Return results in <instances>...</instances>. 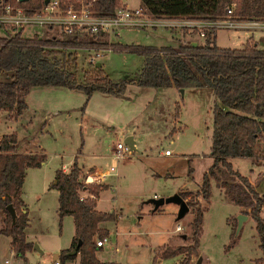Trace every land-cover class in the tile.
I'll return each instance as SVG.
<instances>
[{
	"label": "rangeland",
	"instance_id": "rangeland-1",
	"mask_svg": "<svg viewBox=\"0 0 264 264\" xmlns=\"http://www.w3.org/2000/svg\"><path fill=\"white\" fill-rule=\"evenodd\" d=\"M127 4L134 9L140 6V1L128 0ZM230 22H236L238 27L218 28L217 47L243 49L252 46L255 41L258 49H264V27L258 26L264 21L259 24ZM171 30L176 31L175 40L170 37ZM182 30L183 27L125 28L119 30V37L111 35L110 42L177 49L179 40L183 39ZM13 33L6 27H0V37L12 36ZM62 34L53 26H45L44 29L27 27L23 29L22 36L62 39ZM199 37L187 36L183 41H195ZM97 52L66 49L64 55L57 56L64 68L74 72L80 80L90 61L100 63L113 81L135 76L143 67L144 57L134 52L113 49ZM59 88L33 87L28 100L41 111L34 113L31 122H28L30 117L27 113L17 120L0 114V135L17 131L18 151L30 149L46 154L45 162L33 167L24 183L25 202L30 214L35 217L31 216L32 221L36 222L30 237L37 249L27 252L24 259L11 249V238L0 234V264H54V254L69 246L73 231L71 225L65 224L61 230L57 216L42 213L44 207L52 211V202H57L55 196L50 198L53 191L42 192L55 182V170L66 164V172L69 171L75 158L84 166L94 165L103 171L93 173L92 167L86 168L87 173L82 170L83 183L90 182L88 177L101 180L97 178H102L105 170L112 166L115 168L114 172L105 176L104 181L109 186L100 192L97 200L101 210L108 213L114 211L119 215L118 218L113 215V219L104 223L110 235L108 243L99 253L106 264H175L171 257L160 258L158 253L166 249L163 245L169 248L170 245L183 243L178 246L185 250L192 243L191 239L187 240L185 236L184 240L182 236L186 232L190 238L196 209L203 212L197 235L199 264H264L258 261L263 253L259 248L255 222H246L236 233L237 207L214 180L211 181L209 200L205 201L201 195L203 175L212 163L209 153L212 108L216 99L210 87L187 86L181 92L175 87L128 84L120 96L94 92L89 98L82 90ZM47 97L49 100L52 97L54 101V104L50 101V105L63 104L65 110L44 117L45 107L47 109L49 105L36 101L46 100ZM130 134L136 148L115 159L117 142H124ZM166 150L169 155H165ZM230 161L242 175H248L253 169V175L250 174L253 186L259 181V175H264V160L251 163L250 159L234 158ZM182 189L193 201V207L182 218L177 219L179 205L176 203H165L160 213H149L148 209L153 207L152 199L166 198ZM83 194L87 195V192L81 191ZM3 216L4 213L0 212L1 219ZM261 216L264 219V207ZM177 224L181 226L180 231L176 229ZM186 256L185 251L177 255L180 264Z\"/></svg>",
	"mask_w": 264,
	"mask_h": 264
},
{
	"label": "trees",
	"instance_id": "trees-1",
	"mask_svg": "<svg viewBox=\"0 0 264 264\" xmlns=\"http://www.w3.org/2000/svg\"><path fill=\"white\" fill-rule=\"evenodd\" d=\"M66 1V0H62ZM74 1V0H72ZM91 1V0H84ZM140 7L155 18L219 21L227 17L233 3L236 7L231 20L239 22L264 21V0H139ZM1 2V0H0ZM120 0H95L93 13L107 18L114 15ZM44 0H27L18 3L27 15L41 10ZM1 9V7H0ZM12 36L0 37V111L19 116L27 107L26 96L30 88L40 86H61L82 90L87 98L94 92L120 96L128 84L142 87L182 89L187 86H207L213 90L216 102L212 108L213 122L210 157L212 163L204 173L201 183L202 198L211 196V181L223 188L228 198L244 208L255 222L259 237V248L264 263V194H260L248 178L233 168L230 159L249 158L264 160V49L256 44L243 49H223L216 45V28L197 30L183 28L182 41L177 49L142 45H121L110 42L106 33L65 35L62 39L52 37L24 38L22 30H13ZM187 36H200L198 40L185 42ZM195 44V46H193ZM62 49V50H60ZM72 50H124L144 57L143 67L135 76L121 81H113L102 66L89 62L83 79L66 70L59 54ZM70 55V54H69ZM18 138L15 133L0 137V212L4 219L0 234L11 238L10 247L25 259L32 251L33 242L26 240L25 228L28 213L21 198V188L26 170L39 167L46 156L39 153H19ZM81 168L76 158L69 171L57 169L55 182L51 184L59 191L58 216H71L74 222V236L71 245L61 250L55 261L77 264H101L96 258V239L106 237V229L99 227L103 221L113 219V213L96 209V198L107 189V184L83 183ZM88 191L93 198L82 196ZM184 199L186 192H178ZM9 204L15 209L16 219L12 223L6 209ZM193 207L192 198L187 200ZM155 211V210H153ZM201 209L194 211L191 222L192 243L184 250L182 246L161 250L160 258H170L186 252L181 264H187L190 255L197 251L198 230L202 221ZM236 224L234 225V227Z\"/></svg>",
	"mask_w": 264,
	"mask_h": 264
},
{
	"label": "built area",
	"instance_id": "built-area-1",
	"mask_svg": "<svg viewBox=\"0 0 264 264\" xmlns=\"http://www.w3.org/2000/svg\"><path fill=\"white\" fill-rule=\"evenodd\" d=\"M47 4L44 7L33 13L27 15L22 8L18 6L19 0H1L0 2V27L13 30H22L27 27L41 28L45 26H53L59 29L65 35L83 34L87 33L95 35L98 33H106L109 36H119V30L125 28H178L183 27L186 29L193 28L200 32V36H203L202 29L204 28H237L236 22H230L231 15L236 7L233 3L227 11V17L222 20L214 22H206L201 20H190L186 18L185 21L179 19L169 18H155L145 12L143 8H137L135 10L128 9L123 5L120 0L119 5L114 11L112 17L101 18L97 17L93 13V3L95 0H44ZM259 23H262L261 21ZM258 22L256 24H259ZM201 24V25H200ZM264 27L262 25H258ZM199 28V29H198ZM170 37L176 39V31H170ZM95 51V50H94ZM100 51V50H96ZM101 51H104L103 49ZM99 55V53H96ZM93 59V58H92ZM130 148L125 142H117L114 150V158H121L125 154L130 153ZM170 154L168 150L165 151V155ZM115 171L114 166L103 174H110ZM93 198V195H90ZM177 230L181 227L177 225ZM108 243L107 237L97 239L96 246L102 247ZM54 264L59 262L54 261Z\"/></svg>",
	"mask_w": 264,
	"mask_h": 264
},
{
	"label": "crops",
	"instance_id": "crops-1",
	"mask_svg": "<svg viewBox=\"0 0 264 264\" xmlns=\"http://www.w3.org/2000/svg\"><path fill=\"white\" fill-rule=\"evenodd\" d=\"M127 1L128 0H122V3H123V5H125L128 9H130L129 8V6H128V4H127ZM141 6V5H140ZM140 6L139 7H137V8H140ZM137 8H134V9H130V10H135V9H137ZM23 33V32H22ZM119 37V36H118ZM254 41V40H253ZM256 42L254 41V44H255ZM257 45V44H256ZM99 65H101L100 63H98ZM102 66V65H101ZM40 87H52L53 89L55 88V89H60L59 87H61V86H59V87H55V86H40ZM63 89H64V87H62ZM33 89V87L32 88H30V90H29V92H28V95L31 93V90ZM68 90H73V89H68ZM50 91H52V90H50ZM53 91H58V90H53ZM28 95L26 96V104H27V107H26V109L19 115V116H15L13 113H8V112H5V111H0V114H2V113H4V114H6L4 117L6 118V117H8V118H10V119H14V120H17L18 119V117H20L21 115H23V113H27L28 114V116L30 117V119L28 120V122H31L32 120H31V117L34 115V113H36L37 111H41V109H40V107H38V106H36V105H34L33 103H30V101L28 100L29 98H28ZM54 104V101H53V99H52V97L50 98V100L48 99V97H47V99L46 100H43V101H41V100H38V101H36L37 103H42V104H48L49 105V107L46 109V107H45V112L43 113V112H41V113H43L44 114V117H49V116H54L57 112H60V110H65V108L63 107V104L62 105H50L51 104V102ZM49 111L48 112V114H45L46 113V111ZM11 133H15L16 134V136H17V131H13V132H10V133H7V134H11ZM6 134V133H5ZM5 134H3V135H5ZM3 135H0V137H2ZM128 136H131L132 137V139H133V144H134V148H136V145H135V142H134V138H133V135H128ZM127 137V136H126ZM125 137V138H126ZM19 153H39V154H44L45 156H46V154H45V152H43V151H41V152H38V151H32V150H30V149H25V150H23V151H19ZM167 155H169V154H167ZM242 159H249V158H242ZM46 160V159H45ZM45 160H44V162H45ZM251 160V159H250ZM43 162V163H44ZM78 162V161H77ZM251 163H253V160H251ZM78 164H79V167L81 168V171L83 170V171H85L84 173H87V170H86V168L88 169V168H94L93 169V173H98V172H103V171H100L96 166H94V165H92V166H84V165H82V164H80L79 162H78ZM71 165V164H70ZM69 165V166H70ZM67 166L68 165H66V164H63L62 166H61V168H57V169H61V170H63V171H65L66 172V168H67ZM234 168V167H233ZM33 169V167H30V168H28L27 170H26V173H25V177H24V181H23V184H22V188H21V198H22V200L24 201V203H25V208H26V210H27V213H28V223H27V226H26V228H25V235H26V240L27 241H29V242H33V240H32V237H30V235H31V232H34V230H33V228H34V226H33V224H35L36 225V222H34V221H32V219H31V216H32V213L30 214V210H29V208H28V206H27V203L25 202V198H24V183H25V179H26V176H27V174H28V172L30 171V170H32ZM56 169V170H57ZM235 169V168H234ZM56 170H55V172H56ZM235 170H237V169H235ZM251 170V172L248 174V175H244V176H246V177H248V179H249V181L252 183L253 181H252V178H251V175L250 174H252L253 175V169L251 168L250 169ZM108 170H105L104 171V173L105 172H107ZM238 171V170H237ZM207 172V171H206ZM84 173L82 172V176L84 175ZM104 173H102V178H97V179H101V180H96V179H94V177H88L87 178V180H89L90 182H92L93 183V181H96V183H99V182H104V183H106L105 181H104V179H105V176L107 175H104L103 176V174ZM259 177H260V179H259V181H257V183L255 184L254 183V186H255V189L260 193V194H264V175H259ZM91 180H90V179ZM107 184V183H106ZM109 186V185H108ZM184 189H188V188H184ZM190 190V189H189ZM50 191H53V194L50 196V198L52 199V197L53 196H55L56 197V203H54L53 204V202H52V211H50L48 208H45L44 207V209H42V213L43 214H53V215H55V216H57L58 217V224H59V226H60V229L62 230L63 229V227H64V225L66 224H68V225H71V228H72V233H71V240H70V244H69V246L67 247V248H69L70 247V245H71V242H72V239H73V236H74V222H73V218L71 217V216H64L63 218H59V216H58V212H57V210H58V197H59V191L56 189V188H53L52 186H51V184H49L48 186H46L44 189H43V192H42V194H46V193H49ZM84 191V190H83ZM183 191V189L182 190H179V191H177L175 194H178V192H182ZM87 192V195L86 194H83L82 196H88L89 195V192L88 191H86ZM99 195H100V193H99ZM99 195H98V197L96 198V209L97 210H99V211H102V212H108V211H104V210H101L99 207H98V205H97V200L99 199ZM172 196V195H171ZM190 198V196H187L186 198H184L183 200L185 201V202H187V200ZM39 200L41 199V197L39 196V198H38ZM208 201V200H207ZM172 203H174V202H172ZM178 205V204H177ZM163 206V205H162ZM162 206H160L159 208H157V209H154L153 207L152 208H150V209H148V211H149V213H160L162 210H163V208H162ZM236 211H235V214H240V213H242V214H244V208L243 207H240V206H237L236 205ZM153 210H155V211H153ZM262 210H263V208H262ZM262 210H261V213H262ZM112 213H113V215H114V217L115 218H118L119 217V215L118 214H115V212L114 211H112ZM246 216H247V219L246 220H244L243 221V223H242V226H241V228L243 227V225L246 223V222H248V221H251L252 219H251V217H250V215H248V214H245ZM33 217V216H32ZM69 217V218H68ZM262 217V216H261ZM33 218H35V217H33ZM3 219H4V216H3V218L1 219L0 218V226H1V224H2V221H3ZM177 219H180V218H178L177 217ZM264 220V219H263ZM104 223H105V221H103V222H101L100 224H99V227L100 228H102V229H106L107 230V232H108V234H107V238L109 237V235H110V230L108 229V228H106V226L104 225ZM38 225H39V227H41V218L38 216ZM177 225H179V224H177ZM180 226V225H179ZM37 227V226H36ZM181 227V226H180ZM43 229L41 228V231H42ZM181 230V229H180ZM180 230H178V231H180ZM4 235V234H3ZM188 234L186 233V232H184V235L182 236V239H184L185 240V236H187ZM5 236H7V235H5ZM97 239H99V238H97ZM96 239V240H97ZM198 240V239H197ZM183 243H179L178 245H182ZM178 245H170V246H168V247H175V246H178ZM105 246V245H104ZM104 246H102V247H104ZM102 247H100V249L102 248ZM163 248H167V246H165V245H163L162 246ZM67 248H65V249H67ZM111 248H113L112 246H111ZM198 248V247H197ZM100 249L98 250V251H96V258L98 259V261L101 263V264H106V262H104V261H102L101 259H100V253H99V251H100ZM198 250V249H197ZM57 255H58V253H57ZM198 256H199V252L198 251H196V252H194V253H192L191 254V256H190V261L188 262V264H195L197 261H199L197 258H198ZM170 259H173V261L175 262V264H180L179 263V261H178V257L176 256V257H171ZM161 260V259H160ZM55 261V260H54ZM66 262H70V261H66ZM76 263H77V261H76ZM115 264H120V263H115Z\"/></svg>",
	"mask_w": 264,
	"mask_h": 264
},
{
	"label": "water",
	"instance_id": "water-1",
	"mask_svg": "<svg viewBox=\"0 0 264 264\" xmlns=\"http://www.w3.org/2000/svg\"><path fill=\"white\" fill-rule=\"evenodd\" d=\"M19 1H20V3H23V2H26L27 0H19ZM45 4H47V2H45ZM193 46H195V44H193ZM97 66H99L98 63H97ZM181 92H182V89H181ZM124 142L129 146V148L131 150L134 149L133 139H132L131 136H127L124 139ZM151 201L153 203V208L154 209L159 208L160 206L164 205L165 203L174 202V203L178 204L179 205V210H178V213H177V217L178 218H182L189 210L188 205L186 204V202L183 200V198L179 194H174V195L166 197V198H163V197L155 198V199H152ZM6 209L8 210V212H9V214L11 216L12 223H14L15 219H16V212H15L14 207L12 206V204H9ZM246 219H247V216L245 214H242V213L238 214V216H237L236 233L239 232L243 221L246 220ZM33 248L37 249V246L34 245ZM56 258H57V254H54L53 259L55 260ZM199 262H200V260L197 262V264H199Z\"/></svg>",
	"mask_w": 264,
	"mask_h": 264
}]
</instances>
